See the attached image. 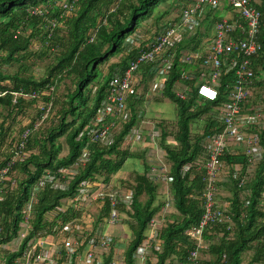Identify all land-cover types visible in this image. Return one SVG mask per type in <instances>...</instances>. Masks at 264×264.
<instances>
[{"label": "trees", "instance_id": "trees-1", "mask_svg": "<svg viewBox=\"0 0 264 264\" xmlns=\"http://www.w3.org/2000/svg\"><path fill=\"white\" fill-rule=\"evenodd\" d=\"M62 1L0 0V93L3 94L0 96V174L7 168L0 182V264H13L34 237L48 236L54 229L77 222L83 213L91 214L87 211L90 207L70 206L65 211L58 208L64 200L77 194L83 181L107 185L128 159L138 160L142 169H133L128 179L117 178L113 183L133 195L130 208L118 206L128 219L130 235L126 243L111 235L110 247L101 256L102 264H113L119 249L123 251V264H136L134 254L145 242L147 224L159 214L167 191L173 197L175 211L166 215V223L157 236L161 241L160 251L151 250L144 264H191L189 254L195 245L187 232L202 214L204 191L203 171L194 162L202 154L204 138L222 130L213 108L227 101V93L221 89L217 101H205L188 83L191 88L188 99H178L173 88L179 86L187 66L177 59L165 79L162 96L175 105L177 114L171 121L152 119L158 129L157 139L149 140L141 134L142 141L134 144L135 151L131 150L127 136L141 120L136 105L142 100L133 102L137 99L130 97L127 105L131 118L115 133L113 142L109 145L89 142L84 130L100 107L110 80L115 73L126 70L135 58L136 50H131L127 39L142 29L141 23L159 5L170 0H77L69 12L59 7ZM255 6L261 19L256 38L259 49L252 59L254 93L243 109L251 113L264 112V0ZM35 7H44L49 11L46 17L56 20L52 31L43 18L29 13ZM167 13L164 11L161 16ZM158 21L153 25H158ZM208 27L205 34L201 32L183 41L179 49L194 50L200 38L201 45L206 42L211 34ZM37 62L44 66L39 75L33 72ZM151 80L150 76H144L142 83L148 84ZM146 92L143 90L140 96ZM47 103L51 106L45 120L25 141L22 157L15 158L14 151L22 141L23 132L32 129L44 113L39 108ZM33 109H36L35 117L27 125H21L19 118L29 117ZM250 128L259 138L262 154L251 169L240 149L225 152L221 157L228 169V181L216 183V199L228 203L224 212L229 221L205 229L203 238L208 247L199 251L196 264H264L261 240L264 234V127ZM155 143L171 169V182H152L147 178L150 164L146 153L156 147ZM84 149L89 154L88 161L77 167L67 190L56 191L47 186L38 193L28 235L19 249L11 252L6 247L19 237L24 206L34 184L46 172L73 167ZM188 164L191 166L185 169ZM220 188H225L228 196L222 197ZM108 212L106 203L94 219L91 231L86 236L74 235L79 243L83 242L81 250L86 247L87 237L106 233L108 225L104 217Z\"/></svg>", "mask_w": 264, "mask_h": 264}, {"label": "built area", "instance_id": "built-area-1", "mask_svg": "<svg viewBox=\"0 0 264 264\" xmlns=\"http://www.w3.org/2000/svg\"><path fill=\"white\" fill-rule=\"evenodd\" d=\"M76 1L72 0L68 3L63 0L58 5L61 10L69 12ZM255 3V0H177L176 9L171 12L173 18L169 22L157 27L148 37L138 30L134 36L127 39L131 50H136L135 58L129 62L126 70L115 73L110 80L100 107L89 126L84 130L88 133L89 142L102 145L111 144L115 133L120 131L131 118L127 99L139 98V93L144 87L143 77L150 76L152 79L150 95L162 98L165 79L177 59L187 67L195 63L199 64L198 69H184L180 79L197 83L196 93L200 99L215 102L218 99L219 90L222 89L227 93V101L213 108L216 112L214 117L220 123L222 130L204 138L201 144L202 154L194 162V165L203 171L204 191L202 214L197 224L191 226L187 232L195 245L189 254L191 264H196L199 251L208 247L203 238L205 229L211 225L229 221V217L224 212L228 203L216 199V183L226 181L220 177L228 170L221 161V157L225 152H236L239 147H242V152L247 157L251 169L262 154L259 138L257 134L250 132V127H264V112L243 111L254 93L251 89L252 79L255 77L252 59L259 49L256 38L261 13ZM48 12L44 7H35L29 11L30 14L43 18L49 30L52 31L57 22L53 18L46 17ZM204 20L206 23L214 20L210 28L211 34L206 38V42H203L201 48L196 51L180 50V44L193 38L195 33L192 31L196 30L197 25ZM183 27L185 31L180 32ZM203 32L205 34V31ZM228 79L231 81L228 82ZM173 92L178 99L187 100L190 89L175 85ZM1 95L3 94L0 93ZM50 106V103L41 105L39 109L44 113L40 119L35 121L32 129L27 128L23 132L22 141L14 151L15 158L22 157L25 141L45 120ZM141 136L138 127L130 131L127 143L130 144L131 150H136L134 144L142 141ZM146 137L153 140L154 134L151 133ZM154 152L157 158V151L154 150ZM88 157L89 154L84 149L73 167L60 169L53 173L46 172L34 184L30 199L24 206L21 231L19 237L15 239L16 248L7 247V249L11 252L16 251L27 237L30 230L32 207L37 201L38 193L47 186L56 191L67 190L76 175L77 167L85 165ZM190 166L191 164L186 165L185 169ZM170 170L168 165L158 159V166L149 168L147 178L152 182H171ZM238 170L236 167L235 171ZM6 171L7 168L1 171L0 182ZM113 181V179L110 180L105 186L100 182L83 181L77 194L73 198L64 200L58 211H65L70 206L84 209L91 205L101 210L104 204L108 203L109 212L104 217V221L108 227L118 226L126 216L118 206L130 208L133 195L130 190L115 186ZM174 211L173 197L167 191L159 214L147 224L145 242L137 248L134 254L136 264H144L151 250L160 251L161 241L157 236L166 223V215ZM93 221V216L83 213L82 218L77 222H70L57 231L54 229L49 234V240L47 236L34 237L27 243L22 254L14 260L13 264H72L73 262L74 264H102L101 256L110 247L111 235L104 233L87 237L84 250L80 249L83 242L79 243L74 237V235L84 234L86 236L92 229ZM81 222L86 223V226H83ZM261 240L264 243V234ZM120 254L121 260L114 261L117 255L115 253L113 264H123L124 255Z\"/></svg>", "mask_w": 264, "mask_h": 264}, {"label": "rangeland", "instance_id": "rangeland-1", "mask_svg": "<svg viewBox=\"0 0 264 264\" xmlns=\"http://www.w3.org/2000/svg\"><path fill=\"white\" fill-rule=\"evenodd\" d=\"M255 1H256L257 4L260 3V0H255ZM176 5H177V0H170L166 4L159 5L153 11L151 17L148 20H146V21L141 23L140 26L141 27L143 26V27H142V29H139V30H141L140 33L142 35H144L145 37H148V36L151 35L152 31L154 32L156 27H159V26L163 25V23L169 22L173 18V16L171 15V12H173L176 9ZM164 11H167L169 13L165 14L164 17H163V15L161 16V14ZM156 21H158V25H156V24L153 25V23L156 22ZM211 22H212V20H210L209 25L212 26ZM197 26H198V28L196 30L192 31L193 33H195V36L198 33L201 35V32L205 31L206 28L208 27V23L202 22V23L198 24ZM211 26H209L208 29H210ZM146 29L149 30V32H147ZM184 31H185V27L181 28L180 32H184ZM199 45H201V38H200ZM37 47H38V45H35V48H37ZM115 59L116 58L111 59V60L114 62ZM189 68L190 69H198L199 68V64L195 63L193 65H189ZM43 69H44V66L41 63H39V62H37L33 66V72H34L35 75L41 74L43 72ZM62 90H63V87H61V91ZM150 100H152V101L150 103H148V105L143 103L145 101H150ZM136 110H137V114L139 113V116L142 119H145V121L147 120L149 122V124L146 125L147 128L144 127V130H143V128L140 130L141 134H143V132H147V133L150 132L149 131L150 128L153 127L152 126V124H153L152 122H154L152 120L153 118H165L166 120H170L171 121V120H174L176 118V114H177L176 113V111H177L176 107H175V105L172 102H170L166 98L160 99L158 97H154V98H151V99L148 98V99H145V100L143 99L141 104L136 105ZM35 115H36V109H33V110L30 111L29 117L19 118V119H21V125H27L30 122V120L35 117ZM140 122H141V120H139V122L137 123V125H136L137 127H140L142 125ZM143 126H145V125H143ZM17 128H19V127H17ZM156 130H157V128H155V130L152 129V132L156 131ZM17 132H18V130L16 131V133ZM154 135H155V139H157L158 133H155ZM140 146H141V144H140ZM232 149H234V148H232ZM239 149L242 150L243 148L239 147ZM155 151L161 152V149L158 146V144L155 147ZM146 157L148 159L147 161L150 164L149 165L150 167L151 166H158V160H156L157 158L155 156L154 149L152 151V148H150L149 151H147V153H146ZM153 159H154V161H153ZM159 159H160V157H159ZM160 161H162L163 163L166 164V162H164L163 159H160ZM138 165H139V167H138ZM137 168L138 169H140V168L142 169L141 163H139L138 160L136 161V160H133V159H128L125 162L124 166L122 167V170H120V172L118 174H116V177L117 178L128 179L130 177V173L133 172V169H137ZM220 179L227 181L228 180L227 172L222 173ZM124 190H126V189H124ZM219 193H220V195L222 197L228 196L227 191H225V188H220ZM89 207L90 208H88L87 211L91 212L90 215L93 216L94 219H96V217L99 215V211H100L99 208H96L95 206H89ZM126 218L127 217L124 216V218L119 222L118 226H116L114 228V233H113V234H115L117 236V239L120 240L123 243H126L128 241V238H129V235H130V231H129L128 224H127L128 219H126ZM81 224L83 226H86V223H84V222H81ZM125 231L128 234H125ZM115 235H112V236H115ZM47 239L48 240L50 239L49 235L47 236ZM7 247L10 248V249H15L16 248V240H13ZM119 260H121V254L117 253V255H115L114 261H119Z\"/></svg>", "mask_w": 264, "mask_h": 264}, {"label": "crops", "instance_id": "crops-1", "mask_svg": "<svg viewBox=\"0 0 264 264\" xmlns=\"http://www.w3.org/2000/svg\"><path fill=\"white\" fill-rule=\"evenodd\" d=\"M201 48V45H199L197 48H195L194 50L193 49H187L188 51L190 50V51H196V50H199ZM187 68H189V67H187ZM187 68H185V69H187ZM188 70H194V69H188ZM184 71V70H183ZM150 79V78H149ZM188 83L189 84H192V87L191 88H196V86H197V83H195L194 81H190V82H187V81H180L179 82V86L178 87H180V88H185V89H190L191 90V88H190V85H188ZM144 87H143V90H144V92L145 91H147V93H144L142 96H139V98H137V100H135V101H133V102H141V101H139L140 99L143 101V99L145 100V99H148V98H154V97H152L151 95H150V85H151V83H148V84H142ZM141 94V92L139 93V95ZM141 97V98H140ZM135 99V98H134ZM161 99V98H160ZM163 99V98H162ZM152 100H150V101H145V102H143V103H145L146 105H148V103H150ZM142 103V102H141ZM140 103V104H141ZM144 113V112H143ZM139 115V114H138ZM165 119V118H164ZM142 125L140 126V127H138L140 130L143 128V130H144V127H146V125H148L149 124V122L146 120L145 121V119H142L141 118V122H140ZM153 124H152V128H150V132H143V135L145 134V135H150L151 133H153V134H155V133H158V129L156 130V131H153L152 132V129H154L155 130V128H157L156 127V125H155V123L154 122H152ZM143 125H145V126H143ZM143 126V127H142ZM147 128V127H146ZM154 137H155V135H154ZM154 145H157L156 143L154 144ZM153 149L155 150V148H152V151H153ZM162 152V151H161ZM161 152H159V151H157V159L156 160H158L159 159V157H160V159H162V153ZM159 159V160H160ZM153 161H154V159H153ZM114 179H117V177L115 176L114 177ZM113 179V180H114ZM93 206H95V205H93ZM126 232V231H125ZM106 233L107 234H110V235H115V234H113L114 233V227H107V230H106ZM114 237H117L116 235L114 236ZM120 243H123V242H121L120 240H118ZM116 253H123V251L122 250H116Z\"/></svg>", "mask_w": 264, "mask_h": 264}]
</instances>
